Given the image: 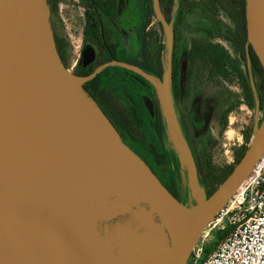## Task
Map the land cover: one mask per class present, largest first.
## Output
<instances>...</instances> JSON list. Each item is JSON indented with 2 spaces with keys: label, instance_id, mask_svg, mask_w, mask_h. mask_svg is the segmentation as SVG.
Listing matches in <instances>:
<instances>
[{
  "label": "water",
  "instance_id": "95a60500",
  "mask_svg": "<svg viewBox=\"0 0 264 264\" xmlns=\"http://www.w3.org/2000/svg\"><path fill=\"white\" fill-rule=\"evenodd\" d=\"M246 16L249 40L255 24L264 49V0H246ZM50 18L48 0H0V264H95L83 155L117 165L146 186L168 222L172 250L162 264H186L205 227L263 154L264 116L241 160L208 197L166 95L165 77L119 59L97 66L88 76L71 73L58 51ZM250 42L264 67V54ZM88 55L86 63L96 57L93 47ZM115 65L142 75L159 93L165 120L189 165L196 207L176 197L106 115L100 120L94 114L76 87ZM145 102L154 115L152 99Z\"/></svg>",
  "mask_w": 264,
  "mask_h": 264
},
{
  "label": "trees",
  "instance_id": "16d2710c",
  "mask_svg": "<svg viewBox=\"0 0 264 264\" xmlns=\"http://www.w3.org/2000/svg\"><path fill=\"white\" fill-rule=\"evenodd\" d=\"M87 9L86 35L97 39L98 42L109 46L108 56L104 53L93 65L84 70L82 65L76 67V74L88 76L97 66L117 58V45L110 28V20L117 15V0H85ZM164 12L165 21L174 23V41L171 59L169 62V79L175 98L181 94V76L183 69V50L188 42L184 29L191 18L197 17L200 32L190 38L186 54V80L192 81L196 77L203 80H220L234 83L241 88V93L234 102L224 111V120L220 121L221 129L228 124V115L245 104L251 109L260 107L264 110V67L253 44L249 40L248 22L246 16V0H158ZM51 8V23L58 47L63 58L66 55L63 44L56 30L54 16L59 1L48 0ZM176 7V9H175ZM141 23L137 28L136 38L139 42V54L130 56L125 62L135 64L161 80L164 78L163 53L167 48L165 40V24L155 10L154 0H141ZM173 14V16H172ZM226 19L224 18V16ZM104 38V41H103ZM227 43L229 46H227ZM106 52V51H105ZM121 60V59H119ZM123 60V59H122ZM114 69L123 71L124 75L114 85L106 83V78ZM139 80L143 85L154 86L149 80L134 71L119 66H109L91 80L83 84V89L101 108L106 117L114 125L133 149L142 155L162 182L171 192L182 200L183 184L179 185L174 176L166 182L160 176L156 167L166 160L164 151L169 142V134L163 112L159 108L155 115L149 114V128L145 126L142 112L137 103L125 95L120 88L126 80ZM256 82V88L254 87ZM189 94V91H187ZM253 126H248L245 132L246 144L235 150V163L217 165L213 160V149L216 145L214 138L206 139L199 148L197 168L200 173V182L205 187L207 196L233 171L249 147L254 136ZM154 134L157 142H153ZM146 155H145V154ZM236 226V223L226 220L224 225L213 231L212 240L204 248V257H207Z\"/></svg>",
  "mask_w": 264,
  "mask_h": 264
},
{
  "label": "rangeland",
  "instance_id": "374dc122",
  "mask_svg": "<svg viewBox=\"0 0 264 264\" xmlns=\"http://www.w3.org/2000/svg\"><path fill=\"white\" fill-rule=\"evenodd\" d=\"M58 1L59 5L54 16V21L57 33L66 52L64 64L71 73L77 75L76 67L78 64H80L83 58V52L86 45L90 44V38L88 35H86L85 31L88 20L86 12L87 9H89V6L85 0ZM178 1L179 0H175V3L178 4ZM154 2L158 17L165 20L164 12L159 5V1L154 0ZM119 3L121 13L118 16L116 23V41L120 46L130 48L131 51H138L139 42L137 41L135 30L139 25L138 19L140 15V2L139 0H120ZM156 4L159 6V12L157 11ZM224 18L226 19L225 16ZM199 24L200 22L198 18L193 17L191 18L188 26L184 29V33L187 35L185 42H188V44L190 38L193 35L196 36L200 32ZM171 29H174V23H167L165 29L167 48L163 53V66L165 69L164 77H167L168 80L171 45L169 42V33ZM188 44L183 50V69L180 81L181 94L179 99L175 98L170 83V101L172 103V107L180 123L182 132L190 147L196 164L197 159L199 158V148L208 138H214V141L217 142L212 151L213 160L215 163L217 165L233 164L235 163L236 148L247 143L245 137L247 127L250 125L253 126L254 131L256 132L263 119L264 110L260 107L251 109L247 105L243 104L237 110L229 113L227 119L228 124L226 128L222 130L219 123L221 119L222 121L224 120V111L234 102V99L239 96L241 93V88L236 81L234 83H230L228 81L223 82L220 80L202 81V79L196 77V79L188 82L186 80V54L188 50ZM225 44L229 46L227 43ZM99 54L100 56H103L102 52ZM121 75H124L123 71L114 69L112 74L106 78V83L114 85L117 83L116 81L121 77ZM254 83L255 89H257L255 80L253 84ZM79 88L82 94H84V96L89 101H91L96 107L100 109V111H102L97 103L88 97L83 89V85H81ZM120 88L128 98L131 100L133 98L140 107L145 126L149 128V115L146 112L144 96H153L156 100L157 107L161 112H163L162 102L156 88L154 86H146L132 80L124 81L122 84H120ZM187 91H189V94H187ZM165 123L169 134V142L164 149L166 153V160L160 166H157L156 169L166 182H169L170 177L174 176L179 185L183 184V190L181 191L182 201L190 208H194L198 205V201L192 193L189 165L182 153L181 148H178L180 147L179 141L175 138V135L170 130L166 120ZM151 139L153 142H157V138L154 134L151 135ZM250 144L251 143L248 145ZM198 180L199 185L203 186L200 182L199 172ZM106 197L110 201L116 200V197L113 194L107 193ZM139 206L146 209V211L155 218L157 223L162 224L161 218L158 216V209H156L153 205H151L146 200L141 199ZM134 208L138 209V207ZM235 217H237V215L228 214L224 215V217H222V215H217L212 220V222L205 227L204 232L202 233L199 240H204L206 243H209V241L212 240L213 231L221 225L223 226L226 220L231 221L234 220ZM151 228V226L149 227L148 225L147 227L146 223L138 218H135L131 213H124L107 220H95L93 224L95 243L96 248H98L99 244L101 251H103L101 254V260H103V264H109L111 261L116 264L117 262L120 264L121 260H124L125 257L127 259L125 261L128 262V264H133V262L134 264H156L153 261V256L158 262L163 261L165 258L163 253L158 251H148L135 240L137 236H139L141 240H145L146 238L153 235L161 236L165 232L169 233V229H167L164 225H162L161 231ZM123 235L131 236L127 237L128 240L132 242L130 247L121 241ZM146 251L152 255L154 253L155 255L152 256L149 254V257H147L148 253ZM127 252L130 253L128 254ZM145 254L147 256H145ZM144 261L147 262L145 263Z\"/></svg>",
  "mask_w": 264,
  "mask_h": 264
},
{
  "label": "bare ground",
  "instance_id": "6f19581e",
  "mask_svg": "<svg viewBox=\"0 0 264 264\" xmlns=\"http://www.w3.org/2000/svg\"><path fill=\"white\" fill-rule=\"evenodd\" d=\"M250 40L255 44L257 49L264 54V49L263 46L261 45V41L255 24H253L251 29ZM79 86L80 84L76 83V87L78 89ZM164 88L166 91V95L170 99L171 86L167 77L164 78ZM87 103L90 109L94 112V114L100 120L101 118L103 119L102 112L91 101H88ZM80 161H81L82 172L85 183V191H86V211L90 226L93 227L95 220H107L122 215L124 213H131L135 218H138L142 220L144 223H146L147 227L149 225V227L151 226L152 228L161 231L162 225H164L168 229V222L166 216L161 210L159 204L153 199L146 186L143 185V183H141L134 175H132L128 171L123 170L117 165H114L112 163L106 162L104 160L92 156L83 155ZM107 193L115 195L116 200H111V201L108 200V198L106 197ZM141 199L146 200L156 209H158V216L161 218L162 224L157 223L155 218L149 212H147L146 209L139 206V202ZM134 207H138V209H135ZM128 236L123 235L121 241L130 247L132 245V242L128 240L127 238ZM135 240L139 242L140 245H142V247H145L148 251L161 252L165 255V257H167L172 250L171 237H170V233L168 232L167 233L165 232L161 236L153 235L151 237L146 238L145 240H141L139 236H137ZM148 251L146 252L148 253ZM102 253L103 251H101V247L99 246V244H98V248H96L95 236H94L93 254H94L95 264H103L102 262L103 260H101ZM146 254L145 256H147ZM149 254L150 253H148L147 257H149ZM153 255L155 254L153 253ZM150 259L152 260L151 257ZM125 260H127L126 257L124 260L123 259L121 260L120 264H128V262H126ZM153 261L156 264L163 263V261L158 262L157 259L154 258V256H153ZM109 264H116V263L111 261Z\"/></svg>",
  "mask_w": 264,
  "mask_h": 264
},
{
  "label": "built area",
  "instance_id": "2783aa9c",
  "mask_svg": "<svg viewBox=\"0 0 264 264\" xmlns=\"http://www.w3.org/2000/svg\"><path fill=\"white\" fill-rule=\"evenodd\" d=\"M228 214L236 226L207 257L199 240L186 264H264V152L218 215Z\"/></svg>",
  "mask_w": 264,
  "mask_h": 264
},
{
  "label": "flooded vegetation",
  "instance_id": "af4514ba",
  "mask_svg": "<svg viewBox=\"0 0 264 264\" xmlns=\"http://www.w3.org/2000/svg\"><path fill=\"white\" fill-rule=\"evenodd\" d=\"M120 2V0H117V15L114 17V18H112L111 20H110V28H111V31H112V35H113V39H114V45L116 44L117 45V58H119V59H123V61L125 60V59H127L128 57H130V56H137L138 54H139V50L138 51H131V49L130 48H126V47H124V46H120L118 43H117V41H116V34H117V32H116V26H117V18H118V16H119V14L121 13L120 12V6H119V3ZM139 2H140V7H139V9H140V15H139V24L141 23V14H142V9H141V0H139ZM156 8H157V11L159 12V6H158V4H156ZM139 26V25H138ZM138 26L136 27V30H135V34L137 33V28H138ZM90 39H89V42H90V44H88V45H86V47H85V49H84V52H83V58H82V60H81V62H80V64H78L77 66H83V67H81V69L82 70H84L85 68H87L88 66H91V65H93L95 62H97V60L98 59H100L99 57H101L100 56V52H102L103 54L105 53L106 54V56H108L109 54H108V49H109V46L107 45V44H105V41H104V38H103V41L104 42H102V44L100 43V42H98V40L97 39H94V38H91L92 36H88ZM94 48V51H95V55H96V57L94 58V60L93 61H91V62H88V63H86V61H87V59H89L90 58V56L88 55L87 57L85 56V52L86 51H90V48ZM122 49H121V48ZM106 51V52H105ZM65 57H66V55H64L63 56V58H62V60H63V62L65 63ZM116 66V65H115ZM120 67V66H119ZM124 68V67H123ZM131 71V70H130ZM133 81V80H132ZM134 82H137V83H140V84H142L139 80H134ZM146 97H150L151 99H152V101H153V103H154V106H155V110L158 108L157 107V104H156V100H155V98L153 97V96H151V95H145L144 96V98H146ZM145 107H146V112L148 113V115L149 114H151L150 113V111H149V109H148V107H147V105H146V102H145ZM152 115V114H151ZM155 115V114H154ZM154 115H152V116H154Z\"/></svg>",
  "mask_w": 264,
  "mask_h": 264
}]
</instances>
